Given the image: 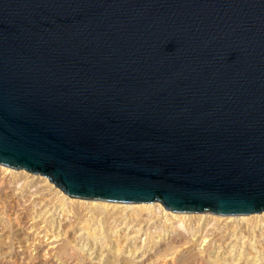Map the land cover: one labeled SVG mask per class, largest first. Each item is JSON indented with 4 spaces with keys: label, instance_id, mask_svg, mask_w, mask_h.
<instances>
[{
    "label": "water",
    "instance_id": "1",
    "mask_svg": "<svg viewBox=\"0 0 264 264\" xmlns=\"http://www.w3.org/2000/svg\"><path fill=\"white\" fill-rule=\"evenodd\" d=\"M0 166L73 199L264 213V0H0Z\"/></svg>",
    "mask_w": 264,
    "mask_h": 264
},
{
    "label": "rangeland",
    "instance_id": "2",
    "mask_svg": "<svg viewBox=\"0 0 264 264\" xmlns=\"http://www.w3.org/2000/svg\"><path fill=\"white\" fill-rule=\"evenodd\" d=\"M0 264H264V213L73 199L44 177L0 166Z\"/></svg>",
    "mask_w": 264,
    "mask_h": 264
}]
</instances>
